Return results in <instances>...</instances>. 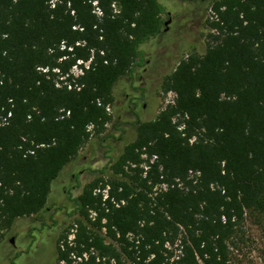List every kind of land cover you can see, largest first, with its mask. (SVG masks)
Returning <instances> with one entry per match:
<instances>
[{
  "label": "trees",
  "instance_id": "obj_1",
  "mask_svg": "<svg viewBox=\"0 0 264 264\" xmlns=\"http://www.w3.org/2000/svg\"><path fill=\"white\" fill-rule=\"evenodd\" d=\"M164 2L0 0V236L104 131ZM211 13L162 83L173 102L74 199L55 264H264V0Z\"/></svg>",
  "mask_w": 264,
  "mask_h": 264
},
{
  "label": "rangeland",
  "instance_id": "obj_2",
  "mask_svg": "<svg viewBox=\"0 0 264 264\" xmlns=\"http://www.w3.org/2000/svg\"><path fill=\"white\" fill-rule=\"evenodd\" d=\"M214 0H165L167 23L162 33L141 45L144 65L113 87L110 121L92 135L51 186L45 208L20 218L1 232L0 264H55L56 241L75 218L74 199L97 177L106 178L111 163L136 136L137 122L151 121L174 100L162 83L182 58L206 49V20ZM74 75L80 74L73 68ZM72 238V236L70 237ZM13 239V244L10 240Z\"/></svg>",
  "mask_w": 264,
  "mask_h": 264
},
{
  "label": "water",
  "instance_id": "obj_3",
  "mask_svg": "<svg viewBox=\"0 0 264 264\" xmlns=\"http://www.w3.org/2000/svg\"><path fill=\"white\" fill-rule=\"evenodd\" d=\"M166 25H167V23L165 22V26H166ZM10 243L13 244V240H12V239L10 240Z\"/></svg>",
  "mask_w": 264,
  "mask_h": 264
},
{
  "label": "flooded vegetation",
  "instance_id": "obj_4",
  "mask_svg": "<svg viewBox=\"0 0 264 264\" xmlns=\"http://www.w3.org/2000/svg\"><path fill=\"white\" fill-rule=\"evenodd\" d=\"M167 26V25H166ZM13 240V239H12Z\"/></svg>",
  "mask_w": 264,
  "mask_h": 264
}]
</instances>
